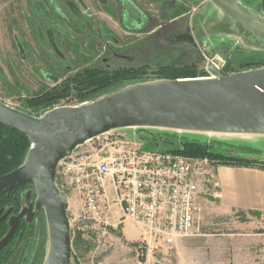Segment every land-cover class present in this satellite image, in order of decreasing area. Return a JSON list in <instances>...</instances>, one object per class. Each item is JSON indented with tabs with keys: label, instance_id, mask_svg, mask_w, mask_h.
<instances>
[{
	"label": "rangeland",
	"instance_id": "obj_1",
	"mask_svg": "<svg viewBox=\"0 0 264 264\" xmlns=\"http://www.w3.org/2000/svg\"><path fill=\"white\" fill-rule=\"evenodd\" d=\"M55 1L52 4L50 0H0V100L35 116L58 106L81 103L82 95L75 87L58 100L48 101V92L58 90L61 84L91 68L133 69L139 78L146 79L173 78L178 72L181 77H201L204 52L224 56L232 72L264 66V49L246 46L237 36H226L221 31L222 25L215 21L218 10L210 0H160L159 4L132 0L143 11L141 27L126 24L122 0ZM240 1L264 16V0ZM153 3L163 6L162 14L148 10ZM61 10L66 17L60 15ZM186 30L190 43L175 37ZM113 133L136 140L145 148L167 150L181 146L180 137L173 138L174 143L170 144L157 131L128 128ZM212 138L246 145L253 150L248 156L264 157V136L207 137ZM193 158H206L210 172L217 163L209 157ZM63 195L72 204L69 215L80 213L81 206L74 195L69 190ZM91 223L83 220L74 224L72 237L80 235L89 247L83 253L73 250L71 264H102L103 255L112 249L109 237L105 236V246L102 244L95 251L96 244L87 237V229L82 231ZM41 228L42 220L37 216L21 264H31L40 243ZM106 231L120 235L119 228L109 227ZM22 233L23 229L13 245Z\"/></svg>",
	"mask_w": 264,
	"mask_h": 264
},
{
	"label": "water",
	"instance_id": "obj_2",
	"mask_svg": "<svg viewBox=\"0 0 264 264\" xmlns=\"http://www.w3.org/2000/svg\"><path fill=\"white\" fill-rule=\"evenodd\" d=\"M218 10L217 25L226 36H237L249 47L264 49V16L240 0H210ZM126 24L141 27L143 11L122 0ZM216 25V24H215ZM217 78H155L128 84L78 105L59 106L35 116L0 100V123L28 137L24 162L0 175V196L18 187L24 193L21 210L11 215L0 239L2 251L23 220L37 212L46 218L48 244L43 264H71L73 237L69 202L57 185L58 164L79 147L120 129L156 128L209 135L264 136V66ZM264 162L263 156H249ZM32 195L35 196L32 201Z\"/></svg>",
	"mask_w": 264,
	"mask_h": 264
},
{
	"label": "built area",
	"instance_id": "obj_3",
	"mask_svg": "<svg viewBox=\"0 0 264 264\" xmlns=\"http://www.w3.org/2000/svg\"><path fill=\"white\" fill-rule=\"evenodd\" d=\"M203 63L204 75L194 78L215 79L213 70L232 73L221 54L204 52ZM113 132L88 141L58 164V187L62 194L69 190L81 206L80 213L70 216L72 233L76 222L91 220L82 231L87 229L99 251L105 246L102 238L108 236L113 244L119 237L107 228L117 230L127 221L139 231L138 257L147 248L169 251L178 239L193 233L195 215L201 211L197 178L210 174L207 159L148 149Z\"/></svg>",
	"mask_w": 264,
	"mask_h": 264
},
{
	"label": "crops",
	"instance_id": "obj_4",
	"mask_svg": "<svg viewBox=\"0 0 264 264\" xmlns=\"http://www.w3.org/2000/svg\"><path fill=\"white\" fill-rule=\"evenodd\" d=\"M154 3L148 10L162 14L163 6ZM197 181L201 211L191 235L178 239L169 251L147 248L141 258L139 231L126 221L118 226L120 235L102 264H264V168L215 163Z\"/></svg>",
	"mask_w": 264,
	"mask_h": 264
},
{
	"label": "trees",
	"instance_id": "obj_5",
	"mask_svg": "<svg viewBox=\"0 0 264 264\" xmlns=\"http://www.w3.org/2000/svg\"><path fill=\"white\" fill-rule=\"evenodd\" d=\"M192 77L194 78L195 76L192 75L181 77V73L178 72L173 78ZM145 80L147 79L141 77L139 78L137 71L135 72L133 69L120 68L119 70L106 72L98 68H91L88 69L85 74L72 79L70 78L67 83L61 84L58 90L55 88L52 92H48L47 99L48 101L58 100L60 97L67 95L71 91V87H75L74 89L79 90L80 94L82 95V102H85L100 95L120 89L121 87H124L128 84ZM138 129L157 131V134L164 135L165 139L163 140L170 144L174 143L172 140L173 138L180 137L181 146L167 150H171L185 156L209 157L215 162L221 164L241 166L261 165L264 168V162L255 161L248 156L249 152H253V150L246 145L235 144L219 138L207 139L209 134L177 132L156 128ZM214 136L216 137V135ZM30 146L31 143L27 136L0 123V175L8 173L19 167L24 162ZM26 188L27 187H18L0 196V215L5 213L9 208H13L14 212H17L21 209V206L25 200L24 190ZM37 216H39L42 220V228L40 233L41 239L38 247L35 250L31 264H43L48 244V232L45 214L43 211H41L37 212ZM36 218L31 223H27L25 221V223L20 226L11 242L2 251H0V264H21L27 255V244L28 240L30 239L29 237L32 234V229L34 228V222ZM22 229L23 233L20 240L15 245H13L15 238L17 237L19 231H22ZM8 230L9 225L6 223V220L1 221L0 239L8 232ZM86 246H88V244L82 239L80 235L73 238V250L77 249L80 253H83L86 250Z\"/></svg>",
	"mask_w": 264,
	"mask_h": 264
},
{
	"label": "flooded vegetation",
	"instance_id": "obj_6",
	"mask_svg": "<svg viewBox=\"0 0 264 264\" xmlns=\"http://www.w3.org/2000/svg\"><path fill=\"white\" fill-rule=\"evenodd\" d=\"M50 1H51L52 4L56 3L55 0H50ZM57 10H59V9H57ZM60 13H61L60 15L65 16L64 13L62 12V10H61ZM65 17H66V16H65ZM136 27H137V26H136ZM59 29H60V28H59ZM61 30H62V31H65L64 29H61ZM175 37L179 38V40H180V39L183 40L184 42H188V43H190V41H191V37H190L189 31H187V30L184 31V32H181L180 34H177ZM62 56H63V55H62ZM120 56H121V55H120ZM126 57H127V56H126ZM57 59H60V57L58 56ZM59 62H60V61H59ZM104 70L106 71L107 68H104ZM115 70H117V69H114V70H112V71H115ZM107 72H111V70H107ZM29 189H33V191H34V188H33L32 186H27V188L25 189L24 193H25L27 190H29ZM34 198H35V196L32 195L31 200L33 201ZM12 209H13V208H12ZM20 210H21V209H20ZM20 210H19V211H20ZM19 211H17V212L12 211L11 215H16V214L19 213ZM3 214H4V213H3ZM3 214H2V215H3ZM11 215H9L6 219H4V220H6V223H7L8 225H9V223H8V221H9V217H10ZM0 216H1V215H0ZM36 216H37V214L35 215V218H36ZM35 218H34V219H35ZM24 223H25V220L22 221L21 226H22Z\"/></svg>",
	"mask_w": 264,
	"mask_h": 264
}]
</instances>
